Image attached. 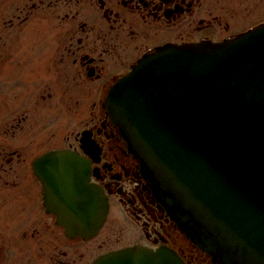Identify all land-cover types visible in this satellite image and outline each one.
<instances>
[{"label": "flooded vegetation", "instance_id": "1", "mask_svg": "<svg viewBox=\"0 0 264 264\" xmlns=\"http://www.w3.org/2000/svg\"><path fill=\"white\" fill-rule=\"evenodd\" d=\"M263 11L264 0H0V264H155L167 250L219 264L159 206L105 102L158 47L235 40ZM56 152L80 156L107 196L91 237L61 224L70 193L39 162Z\"/></svg>", "mask_w": 264, "mask_h": 264}, {"label": "water", "instance_id": "2", "mask_svg": "<svg viewBox=\"0 0 264 264\" xmlns=\"http://www.w3.org/2000/svg\"><path fill=\"white\" fill-rule=\"evenodd\" d=\"M106 108L194 245L219 264H264V24L222 44L159 47L111 88ZM39 162L60 174L52 188L70 193L61 224L92 236L108 211L103 190L82 178L78 157ZM155 255V264H183L173 251Z\"/></svg>", "mask_w": 264, "mask_h": 264}, {"label": "rangeland", "instance_id": "3", "mask_svg": "<svg viewBox=\"0 0 264 264\" xmlns=\"http://www.w3.org/2000/svg\"><path fill=\"white\" fill-rule=\"evenodd\" d=\"M263 16H264V11H263ZM16 96L17 97H19L18 96V93L16 94V93H13L12 95H11V102H14L15 100H16ZM108 226V225H107Z\"/></svg>", "mask_w": 264, "mask_h": 264}]
</instances>
